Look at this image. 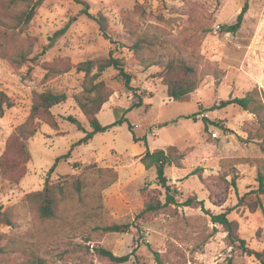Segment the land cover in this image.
<instances>
[{"label": "rangeland", "instance_id": "obj_1", "mask_svg": "<svg viewBox=\"0 0 264 264\" xmlns=\"http://www.w3.org/2000/svg\"><path fill=\"white\" fill-rule=\"evenodd\" d=\"M246 2L240 28L223 32ZM27 8L0 0V90L12 102L0 115V264H261L211 216L227 212L245 245L264 252V195L256 193L264 173V0H43L24 24ZM110 57L131 75L141 106L123 111L137 98L113 66L99 70ZM171 59L201 78L186 102L167 96ZM91 78L109 94L99 121L126 120L72 146L84 132L68 116L91 129L78 103ZM44 92L65 99L32 115ZM234 97L248 98L247 107L221 105ZM203 117L213 124L206 128ZM143 139L150 150L175 146L182 159L165 168L177 203L138 217L150 199L165 202L155 168L140 162ZM99 168L115 170L116 180L105 186L112 177ZM46 181L50 218L40 215L42 196L31 195ZM113 223L130 226L102 230ZM100 247L132 255L115 263Z\"/></svg>", "mask_w": 264, "mask_h": 264}, {"label": "trees", "instance_id": "obj_2", "mask_svg": "<svg viewBox=\"0 0 264 264\" xmlns=\"http://www.w3.org/2000/svg\"><path fill=\"white\" fill-rule=\"evenodd\" d=\"M11 3L15 2H28V8L21 12L19 15V21L21 23L27 24L32 17L35 14V10L38 6L41 5L43 0H9ZM248 9V3H244L242 6L240 12L236 16V20L232 24H225L222 27L223 32H231L235 33L242 23L243 17ZM96 20L98 21L100 25V29L102 31H105L104 26V18L102 16L96 17ZM105 33V32H104ZM85 65V64H84ZM113 66L117 70V79L123 84L126 91H131L134 96L137 98V102L133 103L129 108L124 109L123 111L126 112L132 108L141 106L142 98L138 94L135 93L134 87L131 85V75L125 71V68L122 64V62L118 58L110 57L99 64V70H103L106 67ZM150 66V65H149ZM83 67V66H80ZM85 65L84 68H81L85 71L89 72V68H86ZM164 84L167 87L166 93L167 96L172 98L174 101L178 102H186L189 100L190 95L199 87L201 78L198 75L197 71L194 67L189 66L184 60L178 59H171L166 66L164 67ZM92 79L88 83V87L86 89L88 95L83 97V101L78 102L81 110L86 115L87 122L89 127L91 128L90 131H86L82 124L74 117L68 116L67 119L76 127L84 132L83 137H81L78 141H76L72 146H77L81 144L87 143L89 140L93 138L95 134L103 133L109 129H111L113 126L117 124H121L126 119L116 118V120L113 123L110 124H102L99 119L96 117V114L101 109V106L103 103L107 101V98L109 94H103V82L93 83ZM95 91V94H91ZM65 99V96L63 94L58 93H51V92H44L39 94L38 101L34 104L32 107V115L35 113V111L39 109H43L48 111L53 105L60 103ZM230 103H237L238 105L246 108L248 105V98H230L228 100L221 101V105H226ZM12 106V102L8 100V97L5 93H3L0 90V115L3 114L4 110L6 108H9ZM200 112H196L192 114L191 116L187 117H196ZM204 126L207 128L208 125L213 124V122L207 118L203 117ZM128 130L132 134V140L133 142H137L138 138L135 136L133 132V125L128 124ZM144 141V139H143ZM145 143V152L140 156V162L144 165L146 169H149L151 167L155 168L156 173V181L157 183L165 189V202L161 203L158 199H150L144 204L143 209L141 212L137 215L138 217L149 212L157 211L158 209L169 205V204H176L177 200L175 198V194L177 193V190L175 188H172L170 184H168V179L165 175V168L171 165H175L177 167L180 166V160L182 159V154L179 153L175 146H169L167 149L162 148H156L153 150H150L147 147L146 141ZM71 150H69L67 153L63 154L62 156H59L55 159L52 166L49 168L48 173H51L54 171V169L57 166V163L61 159H68L70 157ZM100 172H107L111 174V179L107 181L106 185L111 184L114 182L117 178V172L111 168H99ZM258 185L256 188L257 194H263L264 195V173L258 170V176H257ZM106 183V182H105ZM76 190H80V186L76 187ZM31 195H41L42 196V204L39 208L40 215L43 218H50L53 216V209H54V198H53V188L51 185L48 184L46 181L45 186L43 190L40 192L32 193ZM191 199L188 200V204L190 203ZM1 213V212H0ZM227 212H222L218 214H213L212 220L215 223L221 224L224 229L227 232L228 239L230 242H238L240 249L248 254L254 256L256 259L260 261L261 264H264V252L263 251H256L253 249L248 248L245 245V242L243 239H241L237 234L236 224L228 219ZM9 222V220H7ZM130 224L124 223V224H118L113 223L110 225H105L102 227V230L106 232H126L129 229ZM98 254L106 259H108L111 262L115 263H125L128 261L132 255V253L125 254V255H115L112 251L105 249V248H97L96 249Z\"/></svg>", "mask_w": 264, "mask_h": 264}]
</instances>
